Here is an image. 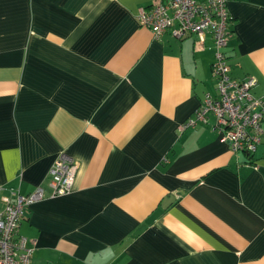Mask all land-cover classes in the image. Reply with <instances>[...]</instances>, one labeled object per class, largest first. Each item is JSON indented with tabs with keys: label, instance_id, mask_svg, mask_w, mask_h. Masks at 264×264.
<instances>
[{
	"label": "crops",
	"instance_id": "1",
	"mask_svg": "<svg viewBox=\"0 0 264 264\" xmlns=\"http://www.w3.org/2000/svg\"><path fill=\"white\" fill-rule=\"evenodd\" d=\"M157 0H0V198L49 193L60 152L69 194L31 204V264H264V135L233 152L206 123L213 40L138 19ZM230 75L264 97V0H229Z\"/></svg>",
	"mask_w": 264,
	"mask_h": 264
},
{
	"label": "built area",
	"instance_id": "2",
	"mask_svg": "<svg viewBox=\"0 0 264 264\" xmlns=\"http://www.w3.org/2000/svg\"><path fill=\"white\" fill-rule=\"evenodd\" d=\"M229 0H157L149 7H141L138 19L149 28L155 39L168 33L176 39L188 36L202 42L206 34L213 40L214 61L212 75L216 94L206 92L201 105L181 128L206 123L214 116L213 128L222 142L233 152L254 153L264 135V97L253 94L255 76L233 78L225 46L233 35ZM77 170V162L60 152L49 170V193L38 186L28 194L8 189L10 197L0 198V264H31L35 241L28 244L18 233L26 209L46 196L69 194Z\"/></svg>",
	"mask_w": 264,
	"mask_h": 264
}]
</instances>
